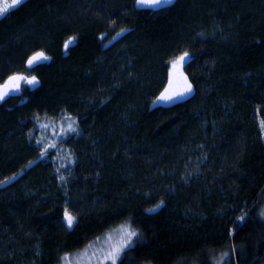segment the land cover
<instances>
[{
    "label": "trees",
    "instance_id": "trees-1",
    "mask_svg": "<svg viewBox=\"0 0 264 264\" xmlns=\"http://www.w3.org/2000/svg\"><path fill=\"white\" fill-rule=\"evenodd\" d=\"M184 52L191 91L161 101ZM17 73L38 83L0 100V264H61L124 224L116 264H264V0H24L0 17V84ZM64 112L59 173L30 137Z\"/></svg>",
    "mask_w": 264,
    "mask_h": 264
},
{
    "label": "rangeland",
    "instance_id": "rangeland-1",
    "mask_svg": "<svg viewBox=\"0 0 264 264\" xmlns=\"http://www.w3.org/2000/svg\"><path fill=\"white\" fill-rule=\"evenodd\" d=\"M163 4L166 3H161L160 5ZM0 6L7 7L5 0H0ZM145 6L156 7L148 5ZM11 9L13 8H10L7 12H9ZM71 11H73V14H81L80 10L76 9L75 6L71 8ZM1 16L2 15H0V17ZM71 43L72 41H70L69 44ZM170 74L171 84L168 87V94L172 96V99L167 101H172L178 97H184L188 95L189 92L184 91L185 78L182 73L181 63L177 64L175 68L171 67ZM161 101L166 102L165 100ZM34 119L35 128L32 130L30 138L34 141L35 145L41 148L42 152L53 154L52 157L59 173L65 172L68 168L73 166L75 158L71 150L68 147H65L62 143L65 142V140H67L70 136L77 135L79 133L80 128L77 118L69 113L64 112L59 118L36 116ZM72 129H75V131ZM37 141H40V143H37ZM62 181H64V179ZM262 213H264V208L262 209ZM262 215L264 218V214ZM128 229L133 230L131 226L127 224L119 225L113 228L98 240L87 246L85 249L66 256L62 260L61 264H112L111 259L107 258L108 253L122 242L125 231ZM132 244L130 246H132ZM126 249H124V251ZM124 251L120 253L118 260L121 258Z\"/></svg>",
    "mask_w": 264,
    "mask_h": 264
},
{
    "label": "snow or ice",
    "instance_id": "snow-or-ice-1",
    "mask_svg": "<svg viewBox=\"0 0 264 264\" xmlns=\"http://www.w3.org/2000/svg\"><path fill=\"white\" fill-rule=\"evenodd\" d=\"M7 3V7L0 6V15H4L10 8H15L16 6L20 5L23 3V0H5ZM136 3L138 6H159L161 3H168L171 4L172 0H136ZM119 35V33L117 34ZM65 48L69 46V42H65ZM188 57V53L184 52L182 55L178 56L173 62H172V67L175 68L177 64L183 63L185 61V58ZM38 58L40 59H47L43 55V53H36L33 56L29 57L27 59V65L31 67L34 62H37ZM19 81H26L28 84H36L38 83L37 78L35 76H32L31 78L26 77L22 74H13L7 78V80L4 82V84H0V100H3L5 96L12 91L18 90V83ZM171 84V81H169ZM192 88V85L187 82L185 78V83H184V91L190 92ZM5 89L8 91L6 92ZM159 99L161 100H170L172 99V96L168 94V89L166 88L164 92L160 94ZM261 127L264 128V121L261 122ZM75 131V129H72ZM37 143H40V141H37ZM46 151V150H45ZM45 153L41 152V156H43ZM61 180L64 179L63 176L60 177ZM159 207V205L157 206ZM264 214V213H262ZM240 219H243V216L240 217ZM64 220L67 223V226L70 228L73 224L74 217L69 213L68 209L65 208L64 210ZM137 236V233L133 230H126L124 237L122 238V242L114 247L113 250H111L108 253V259H111L112 264H116V261L118 260L120 253L124 251V249L128 248L132 242L133 238Z\"/></svg>",
    "mask_w": 264,
    "mask_h": 264
}]
</instances>
